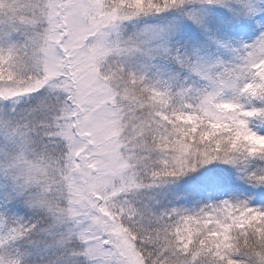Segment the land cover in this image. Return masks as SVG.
<instances>
[{
    "label": "snow or ice",
    "instance_id": "1",
    "mask_svg": "<svg viewBox=\"0 0 264 264\" xmlns=\"http://www.w3.org/2000/svg\"><path fill=\"white\" fill-rule=\"evenodd\" d=\"M0 264H264V0H0Z\"/></svg>",
    "mask_w": 264,
    "mask_h": 264
}]
</instances>
